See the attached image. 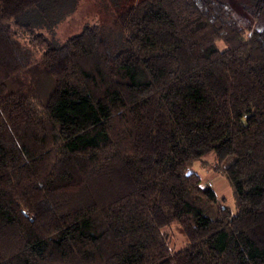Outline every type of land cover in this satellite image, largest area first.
<instances>
[{"label": "trees", "instance_id": "obj_1", "mask_svg": "<svg viewBox=\"0 0 264 264\" xmlns=\"http://www.w3.org/2000/svg\"><path fill=\"white\" fill-rule=\"evenodd\" d=\"M55 1L0 0V264H264V28L145 0L116 50L98 25L53 46L20 18ZM208 154L235 212L190 171Z\"/></svg>", "mask_w": 264, "mask_h": 264}, {"label": "rangeland", "instance_id": "obj_2", "mask_svg": "<svg viewBox=\"0 0 264 264\" xmlns=\"http://www.w3.org/2000/svg\"><path fill=\"white\" fill-rule=\"evenodd\" d=\"M145 0H56L50 9L43 14L38 10L20 18L22 22L32 24L37 32L45 34L53 46H59L72 36L80 33L86 26L98 25L102 28L109 45L117 49L123 45L125 34L116 24L120 13L142 3ZM227 4L237 15L241 16L253 29L264 28V10L259 11V0H221ZM29 32H22L20 38L24 55L31 61L39 59L42 51L30 44ZM223 47V43H219ZM232 157L219 163L215 155L208 154L197 161L190 171L195 172L202 179L203 184L211 183L213 188L222 198L225 204L235 212V198L232 189L223 170L217 166L230 164ZM169 233L170 247L173 252L187 246L188 240L174 222L165 228Z\"/></svg>", "mask_w": 264, "mask_h": 264}, {"label": "built area", "instance_id": "obj_3", "mask_svg": "<svg viewBox=\"0 0 264 264\" xmlns=\"http://www.w3.org/2000/svg\"><path fill=\"white\" fill-rule=\"evenodd\" d=\"M211 183H208V184H205V186H207V187H211Z\"/></svg>", "mask_w": 264, "mask_h": 264}, {"label": "crops", "instance_id": "obj_4", "mask_svg": "<svg viewBox=\"0 0 264 264\" xmlns=\"http://www.w3.org/2000/svg\"><path fill=\"white\" fill-rule=\"evenodd\" d=\"M217 193V192H216ZM218 194V193H217ZM219 195V194H218ZM220 196V195H219ZM221 197V196H220Z\"/></svg>", "mask_w": 264, "mask_h": 264}]
</instances>
